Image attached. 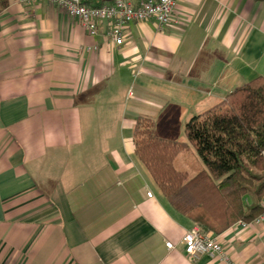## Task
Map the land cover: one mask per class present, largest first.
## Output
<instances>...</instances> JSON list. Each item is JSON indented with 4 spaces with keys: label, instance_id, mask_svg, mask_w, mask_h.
<instances>
[{
    "label": "crops",
    "instance_id": "crops-1",
    "mask_svg": "<svg viewBox=\"0 0 264 264\" xmlns=\"http://www.w3.org/2000/svg\"><path fill=\"white\" fill-rule=\"evenodd\" d=\"M175 16L180 24L162 30L128 24L116 46L105 24L91 36L46 0H9L0 13V264H230L188 257L182 239L195 223L138 159L134 130L139 116L156 130L167 109L218 113L230 89L264 76V0H180ZM183 131L156 133L187 142ZM196 153L188 143L175 167L190 177L205 169ZM216 236L233 263L264 264V223Z\"/></svg>",
    "mask_w": 264,
    "mask_h": 264
},
{
    "label": "trees",
    "instance_id": "trees-1",
    "mask_svg": "<svg viewBox=\"0 0 264 264\" xmlns=\"http://www.w3.org/2000/svg\"><path fill=\"white\" fill-rule=\"evenodd\" d=\"M8 4L0 0V13ZM222 105L214 120L186 123L187 142L159 136L150 117L139 116L134 130L135 153L171 206L216 235L264 210V76L234 88ZM188 143L206 166L191 177L174 165Z\"/></svg>",
    "mask_w": 264,
    "mask_h": 264
},
{
    "label": "built area",
    "instance_id": "built-area-1",
    "mask_svg": "<svg viewBox=\"0 0 264 264\" xmlns=\"http://www.w3.org/2000/svg\"><path fill=\"white\" fill-rule=\"evenodd\" d=\"M28 3L34 0H24ZM63 10L67 15L76 18L91 36L102 33L106 25L105 36L116 46L125 43V28L133 22L154 21L162 30L170 25H179L175 16L180 0H46ZM132 94V91H130ZM153 197L152 191L147 192ZM251 223H264V210L252 222L239 221L238 224L247 227ZM185 252L191 260H197L202 255L218 258L221 261L232 262L218 237L213 233H205L194 225L183 236ZM169 249L174 248L172 242L166 243Z\"/></svg>",
    "mask_w": 264,
    "mask_h": 264
},
{
    "label": "rangeland",
    "instance_id": "rangeland-1",
    "mask_svg": "<svg viewBox=\"0 0 264 264\" xmlns=\"http://www.w3.org/2000/svg\"><path fill=\"white\" fill-rule=\"evenodd\" d=\"M261 56L257 57V61H259V71H264V55L262 53ZM247 78L245 80H242L239 85L245 83ZM230 89L229 91H232ZM199 107V106H197ZM219 115V114H218ZM216 113H212L207 116H202L200 112H196L195 108H189L185 107L181 109L178 112H170L168 109L164 111V113L160 116V118L157 121V132L162 135H167L168 137H172L175 139H181L183 137V129L186 125V123L193 117L196 116L198 119L201 120H214L217 116ZM170 120H169V119ZM169 128H172L174 132L169 131ZM197 152V151H196ZM188 154V153H186ZM198 154V153H196ZM199 156V155H197ZM201 158V157H200ZM202 160V159H201Z\"/></svg>",
    "mask_w": 264,
    "mask_h": 264
}]
</instances>
